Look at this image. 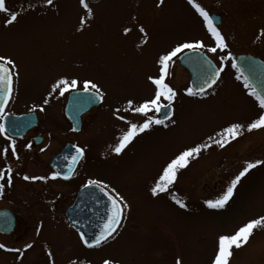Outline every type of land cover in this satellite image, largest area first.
<instances>
[{
	"label": "rangeland",
	"instance_id": "374dc122",
	"mask_svg": "<svg viewBox=\"0 0 264 264\" xmlns=\"http://www.w3.org/2000/svg\"><path fill=\"white\" fill-rule=\"evenodd\" d=\"M199 2L208 11L221 14L222 24L218 26L234 56L246 52L264 59V37L257 38L258 30L264 27V0ZM29 3L36 7L28 9ZM57 3L58 10H51L42 7L40 0H6L12 10L27 9L7 27L3 25L5 14L0 13V55L15 57L20 70L10 109L16 113L30 111L61 75L93 79L105 92V98L82 117L78 132L70 129L63 114L66 93L50 97L44 111L36 110V130L43 134L44 141L36 150L21 149L20 170L30 175H48L51 171L47 160L64 142L87 146L85 156L68 182L49 179L28 183L18 176L11 192L0 198V206L13 205L26 216H34L30 237H36V228L42 225L39 234L50 235L57 241V248L66 251L63 264L75 259L70 257L73 255L81 257L79 264H102L109 257L119 259L121 264H174L177 254L184 264H208L218 233L230 232L247 218L264 213V168L253 170L242 180L225 210H209L202 203L223 190L244 160L264 159V131L245 134L223 150L203 152L181 170L173 190L185 198L187 209L179 208L167 194L152 197L149 188L162 164L178 149L200 141L229 121L253 116V99L242 82L235 79L230 63L214 94L206 98L184 95L182 90L188 86L189 77L175 59L168 83L179 93L176 125L167 129L157 126L141 134L117 156L110 146L125 125L115 119L112 110L122 106L126 98L139 101L152 94L146 77L157 72L155 61L161 52L184 39L211 41L187 0H165L160 8L155 7V0H91L96 16L82 33L75 31L82 14L78 0ZM129 14L137 15L149 33V43L142 48L136 47L140 39L136 29L127 36L122 33ZM212 58L218 63L215 55ZM89 178L104 180L130 205L116 238L93 249L80 247L77 233L63 214L77 186ZM44 196L47 201L54 199V210L32 202ZM38 211L48 220L41 219L42 223L36 224ZM11 240L0 236V243L15 247ZM13 258V254L0 250V264H15ZM232 264H264V230L257 231L248 245L235 253Z\"/></svg>",
	"mask_w": 264,
	"mask_h": 264
},
{
	"label": "snow or ice",
	"instance_id": "6c2138e0",
	"mask_svg": "<svg viewBox=\"0 0 264 264\" xmlns=\"http://www.w3.org/2000/svg\"><path fill=\"white\" fill-rule=\"evenodd\" d=\"M165 0H155V7L160 8ZM187 4L201 18L202 24L210 39L206 43L204 39H184L176 42L170 49L161 52L155 64L157 72L149 74L146 77L147 82L152 86V94L139 101L134 98H126L124 104L112 110V115L116 120L124 123L125 127L121 129L116 137L115 143L110 146L112 153L119 156L125 149L141 134L153 131L157 126L167 129L170 125L175 126L176 121V101L178 91L168 83L170 76V66L175 62L178 56L184 57L187 61L189 55L198 58L201 65V77L198 83H189L182 91L188 97L206 98L215 93L216 86L221 79L225 69L230 67L235 70V79L241 81L243 89L249 97L253 99L256 112L246 120H232L225 125L220 126L204 136L200 141L185 145L178 149L161 166L158 174L149 188L152 197H159L161 194H167L169 199L179 208L187 209L188 204L185 198L175 192L174 186L178 181L181 170L186 169L190 163L201 156L203 152L212 148L225 149L232 142L243 139L245 134H251L257 131H264V62L257 65L251 57H242L240 61L229 50V44L224 34L218 26L217 19L202 5L199 0H187ZM40 5L45 9L58 10L57 0H40ZM78 5L82 12L78 17L75 31L82 33L91 26L95 19L96 12L91 4V0H78ZM36 5L29 3L28 9ZM27 9L21 8L19 11L10 9L6 0H0V13L5 14L3 25L5 27L12 25L18 20V17ZM133 29L140 34L137 48H142L149 43L150 36L146 26L141 23L137 15L129 14L128 24L122 27L123 35L127 36ZM264 37V27L258 30L257 38ZM216 56L217 62L208 55ZM258 77V80L255 79ZM20 79L19 65L15 57L8 54L0 55V136H3L6 144L0 147V158L4 164L0 167V196L3 195L5 186H12L14 176H20V172H14L13 165L8 163L9 158L19 160L16 148V140L9 134L8 127L3 122V117L7 115L5 107L11 100L15 91L16 82ZM75 93L79 100L86 97L87 102H102L105 98V92L101 86L91 78H78L73 75L69 78L67 75H61L51 84L47 95L43 97L38 104H33L30 111H44V106L49 104V98L54 95L64 96L65 93ZM134 114L139 117L138 120L129 118L128 114ZM31 142L25 145L31 148ZM86 147L74 146V151L70 157L66 158V167L68 171H52L48 175H29L23 174L24 181H47L49 179H69L72 175L73 166L85 156ZM43 151V149H41ZM264 168V159H246L241 167L230 177L223 190L213 198L203 200V206L209 210H225L233 201L238 186L242 183L253 170ZM84 189L82 196V205L80 210L84 214L83 223L89 222V214L95 215L94 206L101 204V199L97 192L107 198L106 213L101 218L99 230L89 237L79 227L76 228L80 243L88 249L99 248L103 244L114 240L119 234V229L124 225L122 221L127 219V210L130 208L128 201L114 187H110L102 179L89 178L81 185ZM42 225L36 228L39 234ZM264 230V213H258L240 222L232 231L218 233L215 237L214 248L208 258V264H232V259L237 251L246 247L251 238L257 231ZM33 247V243H24L22 248L9 247L5 243H0V250L13 253L17 262L22 259L27 250ZM47 264H55L54 254L50 248H45ZM68 264H79L76 259H70ZM89 264L91 262L89 261ZM102 264H121L117 258L109 257L102 260ZM174 264H184L183 258L177 254Z\"/></svg>",
	"mask_w": 264,
	"mask_h": 264
},
{
	"label": "flooded vegetation",
	"instance_id": "af4514ba",
	"mask_svg": "<svg viewBox=\"0 0 264 264\" xmlns=\"http://www.w3.org/2000/svg\"><path fill=\"white\" fill-rule=\"evenodd\" d=\"M209 12L212 13V12H216V11H209ZM218 14L220 15V18H221V14L220 13H218ZM221 24H222V19H221V23L219 25H221ZM240 53H246V52H240ZM240 53L235 54V56L240 54ZM248 54H251V53H248ZM208 55L211 58L213 56L212 54H208ZM252 55H254V54H252ZM254 56H257V55H254ZM257 57L264 61V59L262 57H260V56H257ZM213 61H214V59H213ZM14 93H15V91H14ZM14 93H13V96H12L11 100L9 101L8 105L5 108V112L6 113H10V114H19V113H16V112L12 111L10 109V107H9L10 104L12 103V100H13L14 96H15ZM65 99H66V96H65ZM65 99H64V104H63V114H64ZM94 108L89 109L86 113H88L89 111L93 110ZM86 113L81 115V121H82V117ZM36 114H37V122L32 128H30L23 136H20V137L19 136L18 137L17 136H13V138L16 140V148H17V152H18L19 156L21 155V149H24L26 151L36 150V148H38L39 146H41L43 144L44 136H43V134L41 132L36 130V127H37V125L39 123V116H38L37 111H36ZM35 135H40L41 136L40 137V141L37 144L34 143ZM29 142H31L32 146H31V148H26L25 145L28 144ZM65 143L66 142H64V144ZM5 144H6V141H5L4 137L0 136V147L4 146ZM73 144L77 145L76 143H73ZM77 146L83 147L82 145H77ZM61 148L57 152L52 154L47 160V165H48V168L50 169L51 172L53 170L49 166V161H50L52 156H54L56 153H58L61 150ZM8 163H11L13 165L14 172H16V171L20 172V174H21L20 176L21 177L23 176V174H25V172H26L25 170H20V166L18 165L19 160H15L14 158L10 157L9 160H8ZM3 164H4V160L2 158H0V167H2ZM75 173H73L72 177L70 179H68V180H62L60 178H57L56 180H58L60 182H68V181H70V180H72L74 178ZM37 176H40V173L37 174ZM17 178H18V176H14V181H13L12 186H10V187L7 186V185L5 186V190H4L3 195H6V193L8 194V192H11V190L13 189V185H14V183H15ZM27 182L28 183H32L30 181H27ZM42 182H45V181H42ZM84 183L85 182H83V183H81V184H79L77 186L76 190L74 191L72 200L64 205L63 214L65 212L66 207L73 201V199L75 197V194H76V191ZM3 195L0 196V198H4L5 196L3 197ZM32 202H34V203H36V204H38L40 206H48V208L50 210H54V208H55L54 199H53V202H52L51 199H49L47 201L45 196L43 197V200H39L38 202H35V201H32ZM2 208H5V209L9 210L10 214H11V217H8V216L6 217V215L4 217H0V223L4 224V227L7 225L8 229H9V231L7 233H0V236H2V237H10V239H12L11 241L13 242V244L15 245L16 248H22L24 243H28V242L33 243V247L30 250H27L25 252V255H24L23 259H22V262H17L16 259H15V255L13 253H11V254L14 255L13 260H14L15 264H23V261H25L28 264H36V263L37 264H47V256H46V251H45L46 247L50 248L53 251L55 264H63V262L67 259L66 251H63L60 248H57V241L54 238H53L54 239L53 240L50 237V235L42 237L40 234L36 235L37 238L36 237H33V238L30 237V235H29L30 234L29 233L30 224H31L32 219H33L34 216H32V217L31 216H29V217L26 216L25 212H23L22 209H20L19 207L13 206V205L3 204V205L0 206V209H2ZM43 209L45 211V207H43ZM36 214L38 215V218H35V223L37 222L36 224L42 223L41 219L48 220L46 217L43 216V213L41 211L40 212L39 211L36 212ZM64 218H65V216H64ZM65 220H66V218H65ZM78 239H79V237H78ZM80 247L85 248L81 243H80ZM85 249H88V248H85ZM2 251L3 250H1V252ZM70 257H73L76 260H78L79 263H82L81 257L75 256V255L70 256Z\"/></svg>",
	"mask_w": 264,
	"mask_h": 264
},
{
	"label": "water",
	"instance_id": "95a60500",
	"mask_svg": "<svg viewBox=\"0 0 264 264\" xmlns=\"http://www.w3.org/2000/svg\"><path fill=\"white\" fill-rule=\"evenodd\" d=\"M213 17L217 19V23L219 22L218 16L212 14ZM189 55V59L186 61L184 57L179 56L178 61L179 64L187 70L190 75V82L191 83H198L201 77V65L198 58H193L191 54ZM242 57H251L257 65H260L261 61L255 56H251L248 54H240L237 56L238 61ZM243 63L242 61H240ZM258 80V77L255 78ZM189 82V83H190ZM99 102H87L86 97H81L79 100L76 98L75 93H68L67 102L65 106V114L69 121L72 124L73 130L80 129V115L88 110L92 106H96ZM3 122L5 123L6 127H8L9 134L13 136H22L27 130H29L33 125L36 123V115L33 112L24 113L20 115H10L7 114L3 117ZM40 141V137H35L34 142L38 143ZM74 151V145L67 143L64 148L55 156H53L50 161L49 165L52 167L54 171H68L66 167V158L70 157V155ZM76 165L73 166V170L75 169ZM73 172V171H72ZM63 179V178H62ZM84 194V189L80 188L76 194L75 200L73 203L66 208L65 216L71 225V227L76 230L77 227L80 228L81 231H84L89 237L93 236L95 232L99 230V225L101 222V218L106 213V206H107V198L103 196V194L97 192V195L101 199V204L98 206H94L95 215L89 214L87 224L83 223L84 214L80 210L82 205V196ZM11 217L9 211L5 209L0 210V217ZM9 229L7 225L4 227V224L0 223V232H8Z\"/></svg>",
	"mask_w": 264,
	"mask_h": 264
}]
</instances>
